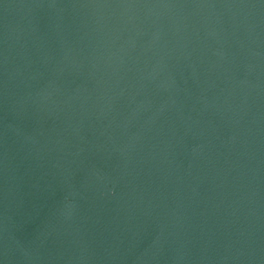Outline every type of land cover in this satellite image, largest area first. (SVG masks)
<instances>
[{
	"label": "water",
	"instance_id": "95a60500",
	"mask_svg": "<svg viewBox=\"0 0 264 264\" xmlns=\"http://www.w3.org/2000/svg\"><path fill=\"white\" fill-rule=\"evenodd\" d=\"M0 264H264V0H0Z\"/></svg>",
	"mask_w": 264,
	"mask_h": 264
}]
</instances>
